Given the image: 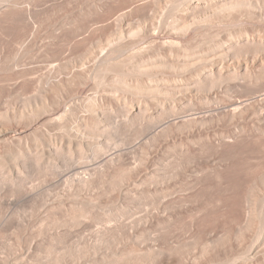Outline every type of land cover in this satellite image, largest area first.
Here are the masks:
<instances>
[{
    "label": "bare ground",
    "instance_id": "6f19581e",
    "mask_svg": "<svg viewBox=\"0 0 264 264\" xmlns=\"http://www.w3.org/2000/svg\"><path fill=\"white\" fill-rule=\"evenodd\" d=\"M53 1L56 0H0V26L7 21L14 20L17 25L22 26L23 31L26 29L18 40L15 39L17 44L13 43L17 47L19 46L17 50L14 49L16 53L13 52L12 54L7 50L9 54L7 53L2 57L4 58L3 65L0 67H5H3L4 70L2 68L0 70V79L4 80L10 77V80H15L18 78L15 81H21L23 88H30L31 86L35 90L34 92L38 93L37 95L42 96L41 104L36 109L30 110L28 115L33 119L51 116L48 119L50 123L58 124L59 127L62 126L61 128H63L71 116L81 112L76 118L81 120L79 121L80 125L75 122L79 126L77 128H82L81 124H83L85 130H98L100 125L98 114L101 113L99 108L110 104L108 99L112 94L118 96L117 100H123L125 116L134 122L144 118L143 113L151 110L146 118L148 131L146 148L140 158L139 155H135L136 152L140 153L138 151L140 149L134 152L133 146L135 144L129 145L133 141H128L129 138L121 141V145L128 141L127 147L126 145H122L124 146L122 147L120 143L117 146L112 145V149L98 146L95 147L94 151L96 158L99 159H95L97 161H94L87 168H82V171L77 169V172L75 170L68 177L69 179L72 176V180L66 182L67 185L73 184L75 176H78L77 182L81 181L78 183L84 182L88 185L99 178H127L129 169L133 167H131L132 164L134 166L135 163L140 165L144 161L148 164L147 183L149 188L146 193H143L145 194L143 197L148 198L150 204L148 217L151 223L150 227L153 229L149 232H154H152L153 236L151 237L153 241L151 248L156 249L152 250L147 258L136 257L134 259L133 257L134 260L132 259L131 262L124 260V257L128 256H125L127 254L125 251H121L120 255L111 258L108 264H143L144 262L149 264H196L197 261L199 264L200 254L197 256V261L196 258H193L194 263H187L184 261L187 258H182L186 257V254L181 249L183 248L181 244L175 245L171 240V242L167 240V232L171 231L168 227L172 226L174 221L177 223L176 220L184 219L187 225L186 230H188L184 231L189 232V236L196 243L199 242L198 244L203 242V236L210 235V231H212L205 228L207 223H218V220H222L223 216L230 220L228 222L229 220L227 221L224 217L226 223H229L226 233L231 234L232 232L233 235L236 231L240 232L241 236L248 233L246 232L247 227L255 225V218H257L252 217L249 210L254 203L262 201L260 199L264 198V193H262L264 188V37L262 38V34L260 37L255 33H251L250 37L249 33L243 30V32H228L227 41L217 40L211 45L210 51L207 50L212 54L214 53V58L208 60L207 64L202 63L204 66H201L205 67L202 69L203 71L194 69V72L192 70L193 73L189 71L190 74L185 68L192 62L190 60L196 58L199 51L185 48L181 40L189 32L195 33L199 27H202L203 30V27L212 22H228L232 19L264 21V0H217V3L212 7H210V3L213 4V2H207L211 0H199L202 3L195 0H164L162 2L165 3L159 5L160 19L155 21L153 17H150L152 19L150 25L146 23V17L149 15L146 14L150 12L146 11H150L152 5L151 2L148 4L147 0H95L89 4L87 2V6L81 4L78 7L76 5L79 8L77 15L88 23L85 25L90 26L88 28L91 31L90 36L85 38L81 35L82 38L79 35L77 37V33L80 34L82 31L80 32L78 26L76 27L79 23L74 24L79 31L74 32L77 39L72 35L70 37L75 43L76 52L73 48L72 50L77 53V55L73 54L74 58L77 56L76 59L74 61L73 58L69 59V61L72 60V64L66 61L67 63L65 62L55 69L52 68L53 70L48 71L46 75L43 74L34 78L31 74L35 68H31V71L29 65L31 61L29 56H33L34 52L32 50L33 55H29L28 46L31 44L30 42L34 46L33 40L36 38L42 40L45 38V35L43 38L41 34L45 32L44 29H47L46 26L51 17L48 13L52 10V8L47 9L46 7L49 5L48 2ZM77 2L79 3L78 0ZM261 2H263L262 6H260ZM127 4L129 6L134 5V10L137 13L140 10L141 14L146 12L143 16L139 15L142 21H133L131 17L121 11L122 7L127 6ZM132 8L134 7L132 6ZM65 18L67 19V17ZM63 23L61 24L63 25ZM17 25L16 27L20 28ZM68 25L70 24L68 23ZM74 25L72 26L74 27ZM63 26L62 28L65 29ZM208 27L204 29H210ZM16 30L18 29L16 28ZM51 30L53 29L51 28ZM62 33L59 34L62 35ZM256 33L259 34V32ZM58 37L59 35L53 38L51 34V46L58 42L60 39ZM60 37H63L60 39L61 42L69 38ZM66 43L69 42L66 41ZM74 43L73 45L69 44L74 46ZM8 44V47L10 44L12 45L11 42ZM156 44L158 45L157 51L150 55ZM24 52L28 53V57H25L29 60V62L27 60L28 65L25 61L23 63V60H26L24 56H27V53L25 55ZM99 53L101 55L96 57ZM37 56L39 55L37 54ZM33 57L35 58V55ZM37 60L39 59L37 58ZM133 60L135 63L132 62ZM130 62L135 67L129 65ZM153 68L159 69L163 73L169 71L170 75L163 74L152 79L149 72ZM67 69L70 70L62 75L63 70L66 71ZM132 72H137V76L138 74L145 76L146 78L143 79L150 86L147 85L146 87L142 78L136 77L134 79ZM89 80L94 82L96 91L101 90L105 94L86 96V86ZM4 82L8 83V81ZM154 82H158V86H155ZM140 83H143V86ZM2 93L3 91H0L1 104ZM147 100L155 103L146 104ZM134 104V108L130 107ZM16 127V124L0 127V141H5L7 135L17 132ZM24 129L22 128V130ZM143 130L145 129L143 128ZM77 131L75 129L76 136L74 138L77 137L78 140L75 139L74 142L80 149L79 159L89 162L91 159L89 160L82 148L83 139H87V137L83 133L84 130L81 135ZM138 132L142 133L141 129ZM17 137L19 138L20 135ZM139 146L137 148L142 145ZM39 147L42 153H38L36 159H41V161L42 157H45L43 155L52 156L56 149L55 147L46 149L47 146ZM142 147L144 148V144ZM58 151L60 150L57 149L56 152ZM68 152H70L69 149ZM245 155H249L250 159L255 157L251 160L247 158V160L244 158ZM134 161L136 162L133 163ZM179 193V197L176 196ZM174 196L178 199L173 200ZM77 207L79 209L76 211L77 213L75 212V217L78 219L91 214L90 208ZM105 221L107 220L105 219ZM108 230L110 229L102 231L100 237L104 238L109 235ZM261 230L264 232V227ZM238 235L237 237L240 238ZM227 236L229 235L227 234ZM218 238H216L217 241L211 239V242L205 239L204 244H201L202 256L213 253L214 248H220L227 242L220 243V239L226 238L224 236ZM188 240L191 242L190 239ZM226 240L231 241V238ZM229 244L231 242L227 245ZM232 246L231 248H233ZM260 247L258 246L256 249L258 250ZM262 248L260 251L264 253ZM262 253L259 254L258 252L256 257L261 256ZM256 257L254 256V258ZM257 259H260L259 256ZM236 260L238 259L235 258ZM230 262L232 261L230 260Z\"/></svg>",
    "mask_w": 264,
    "mask_h": 264
},
{
    "label": "rangeland",
    "instance_id": "374dc122",
    "mask_svg": "<svg viewBox=\"0 0 264 264\" xmlns=\"http://www.w3.org/2000/svg\"><path fill=\"white\" fill-rule=\"evenodd\" d=\"M78 1L80 4L77 2V0H56L53 2H48L49 5H47L46 8H52V10H50L51 12L49 11L48 13V15H50L51 17L49 19L50 21L48 22L49 25L47 24L46 26L47 29H44L45 34H41V37L45 35V38L43 37V40L41 38H36L35 40H33V44L35 43L34 46L32 45V42H30L31 44L28 46L29 50L27 49V52H29V55H35V58L33 57L34 55L29 56V60H31L32 62H29V60L25 58L28 57L27 52V56H24L26 60L22 59L23 63L24 61L27 63L28 60L30 69L35 68V71H33L31 74L32 77L35 78L39 75H46V73H48V71H51L52 68L55 69L59 65L65 64L66 61L72 64V60L74 61L77 56L75 58L73 57L76 49L74 48L75 43L73 41V38L71 37L75 36V33L79 31L82 32L80 34L77 33V37L79 35V37H82L81 35H83V37L85 36V38L90 36L91 31L90 29H88L90 26L88 27L87 25H85L88 23H86L81 16L77 15L79 9L77 8V6H80L81 4L86 5L87 2L89 4L91 3V1L95 0ZM147 1L148 4H150L151 2L152 5L150 11H146L150 12L146 14H149L146 17V23L150 25L152 23V19L150 17H153L155 21H158V19H160L161 10H159V5L164 4L165 2H162L164 0ZM195 1L201 2L199 0ZM207 2H213V4L210 3V7H212L217 3V0H211ZM207 2L206 4H208ZM262 5L263 2H261L260 6ZM132 6L134 8H132ZM134 9V5L129 6L127 4V6L125 5L122 7L121 11L126 13L128 17H131L133 21H142L141 17H139V15L142 13L141 10L139 11V13H137V11ZM146 12H143V14L141 15L143 16ZM74 14L77 17H74ZM15 17H17V15H15ZM65 17H67V19ZM62 20H65V25ZM252 20L253 19H232L228 22H212L213 25H210L212 24L210 23L205 26H209L208 28L210 29L206 30L204 29L205 27H203L202 30V27H199L196 30L198 32L195 31L196 35L195 33L189 32L184 37L185 39L183 38L181 41L183 45H185V48H190V50L194 49L196 51L198 50L199 52L197 53L196 58L190 60L192 62L188 64L185 70H188V72H192V70L193 72L195 70H200L202 72V69L205 68L202 66H204V64H207L208 60L214 58V53L212 54L208 52L210 51L211 45L217 42V40L227 41L226 39L230 32L233 33L243 30L249 33L250 37L252 35L251 33H255V35L257 34L260 37L262 34L263 38L264 21L258 19H255L253 21ZM13 21L14 20H11L9 22L7 21L8 24L5 23L4 25L0 26V65H3L2 62L4 58L2 57H4L5 54H7L9 51V53L13 54V52L19 48V46L17 47L16 45V40H18L22 33H25L26 30L24 28L25 30L23 31L22 26L20 24L17 25L16 21ZM75 21L76 23H73ZM58 23H63L64 26L62 24L58 26ZM68 23L70 25H68ZM77 23H79V25ZM74 24H77L76 27L78 26L77 28H79V31ZM219 24L221 25L219 26ZM12 25L14 26V29H12ZM16 25L20 26V28L16 27ZM72 25H74V27ZM8 26H10V29L8 28ZM62 26L65 27V29L62 28ZM80 26L83 28H81ZM15 27L19 31L16 30ZM51 28L55 31L51 30ZM51 31L56 33H52ZM62 31L64 32L62 33ZM50 32L53 38L54 36L58 35V38L60 39L63 38L60 36H64V39L65 36L66 38L69 37L72 41L69 38L65 39V42L63 41V39L62 41L64 43L68 41L72 45L74 43V46H70L69 43L64 44L60 39V41L58 40V42L61 43L58 44L57 42L53 46H51L50 44L52 38H50ZM58 32L60 34L62 33V35H60ZM256 32H259V34ZM124 33L127 34V32ZM76 36L74 37L75 39H77ZM9 41L12 43V45ZM7 44L9 45V47L7 46ZM47 45L49 46V48L52 47L50 49L51 53ZM6 46L8 47V49ZM157 46L158 45L156 44V47H154V50L150 52V55L154 54L157 51ZM10 47L13 49H11ZM72 48L75 50V52L72 50ZM32 50L34 52L33 54L31 52ZM26 53L24 52L25 55ZM37 54L39 56H37ZM75 54L77 55V53ZM51 55L54 56L52 57ZM100 55L101 54L99 53L96 55V57H99ZM36 57L39 60H37ZM94 58L95 57L93 56V59ZM69 59L72 60L69 61ZM200 60L201 62H199ZM132 62L135 63L134 60ZM132 62H130L131 64L129 65L135 67ZM31 63H34L35 65ZM37 64L39 65V67ZM3 67L5 66H1L0 70L1 68L3 69ZM68 70L70 69H67L66 71L63 70L62 75ZM132 73V77L134 75V79L136 77H138V79L146 78L145 76L140 74H138L137 76V72ZM163 74L170 75V72L164 71L163 73L159 69L156 70V68H153L152 71L149 72L150 77L152 75V79L162 76ZM183 74L185 75L184 72ZM7 79L8 78L4 80L2 78L0 79V91H3V98L1 99L2 104L0 103V127L9 124H16L17 132L15 133H17V136L20 135V137L18 138L15 133H11V135L9 134L6 136V138L4 139L5 141H0V264H108L111 258L120 255L121 251H125V254L127 253L125 256L128 257H124V260H126V262H131L133 257L134 259L136 257L147 258L148 255L151 254L152 250L156 248H151L153 243L151 237L153 236L154 232H149L153 229L152 227H150L151 223L149 222L148 217L150 204L147 200L148 198L143 197L145 196V194L143 193H146L149 188V184L147 183L149 166H147L148 164H146V161H144V163L140 165L138 163L136 164V161H134L133 163H135V166L133 164L131 165V167L133 166L134 168L132 167L131 169H129L127 178L124 177L120 179L116 177L119 180H117L115 177H113L114 179H112L111 177V180L107 178H99L95 182H92L91 185H88V183L85 184L84 182L78 183L81 181L77 182V180L79 179L78 176H75L76 179L75 177L73 178V184L67 185L66 182L72 180V176L69 179L68 177L73 172H75V170L79 169V171H82V168H87L88 166L92 165L94 161H97L99 159L96 158V153L94 151L95 147L98 146L112 149V145L117 146L119 143L121 145V141L123 139L125 141V139L129 138L128 141L133 140L129 145L135 144L133 146L134 152H136L137 149H140L138 150L140 151V153H135V155H139L140 158V155L144 153L146 148L145 144L148 135L146 118L151 110L143 113L144 118H140L138 122H134L131 119H128L129 117L125 116V113L123 112V100H117L118 96L112 94L108 99L110 104L106 105L103 108H99L101 113L98 114V118L100 119L98 130H85L86 128L83 129V124H81L82 128H77L79 127L77 126V124L80 125L79 121L81 120L80 118L78 120L76 118L77 116L79 117L81 112L78 113L79 115L77 114L71 116V119H69L68 123L67 121L65 122V125L68 126L64 125V127L61 128L62 126L59 127L58 124L50 123L48 119L51 116L49 118H31L28 114H30V110L36 109L41 104L42 96L37 95L38 93L34 92L35 90L32 89L33 87L31 88V86L30 88L26 87L27 89L25 87L23 88L22 83H20L21 81H15L18 78H14L15 80H10L9 77V79ZM4 81H8V83ZM144 83V85L147 87L148 84L146 80L144 81ZM156 83L154 82V85L158 86V82ZM46 85L48 86V84ZM140 85L143 86V83H140ZM86 90V96L88 97L94 94H105L101 90L96 91L95 84L94 82H92V80H89L87 82ZM39 97L41 100L39 99ZM150 103L155 102L149 100L146 101V104ZM130 107L134 108L135 104ZM135 112L137 111L135 110ZM44 119H47L48 121ZM75 122H77V124H75ZM22 128L25 129L22 130ZM143 128L145 130H143ZM75 129L76 131L77 129H79V132L77 131V133H80V135L84 130L83 133L87 137V139H83L84 144L82 148L86 155H88L89 160L91 159L89 162H84L83 160L80 161L81 159H79L80 149L78 145H76L77 143L74 142L75 139L76 141L78 140L77 137L74 138V136H76V132H74ZM80 129L83 130L80 131ZM140 129L142 133L138 132ZM136 130L138 133L136 132ZM12 136H16L17 138H13ZM128 141L122 145H128ZM109 143L111 146L109 145ZM105 144L106 146H104ZM143 144L144 148L142 147ZM137 145H142V149L140 146V148H137ZM39 146H47L46 149L55 147L56 149L53 151L52 156H47V154L43 155L45 157H42L41 161V159H36L38 153H42ZM57 149H59L60 151L56 152ZM68 149L70 150V152H68ZM141 150L143 151L141 152ZM245 156V159H250L249 155ZM254 157L255 156L251 157V159H253ZM263 190L262 193H264ZM178 195H180V193L176 196ZM176 196H174L175 199L173 197V200L178 199L176 198ZM263 199L260 200L264 201ZM262 201L254 203L253 207H251V210H249L252 217L257 218H255V225H249V227H247L246 232L248 233L245 232L246 234H243L244 237L241 236L242 234H239L240 232L238 233L236 231H234L233 235L232 232L231 234L226 233L228 232L227 225L229 224L226 223V220L228 221L229 218L223 216L222 220H224L225 222H222V220L220 219L218 220V223H207V226H205V228H208L209 231H213L214 229V231H210L211 233L208 236H203V242H201L200 244H198L199 242L196 243V241L192 239L191 236H189V232H185L188 230H186L187 225L186 222H184V219H181L179 221L176 220L178 225L177 223H175V221V224L171 222L176 227L173 225H170L168 227L169 229H171V231H169L168 229L169 233L167 232V240H169V242L172 241L175 245L181 244V246L183 247L181 249L184 250L183 252H185L186 254V257L184 256L182 258H187L186 260H184L187 263H194L195 261L193 262L192 260H194L195 258L197 261V256L200 254L198 258V260L201 259L199 261V264H234V262L235 264H241L245 262L251 264L252 261L254 262H252V264H264V253L260 251V249L264 246V232L261 230L264 227V202ZM77 206L90 208L91 214L87 215V217H80L78 219L77 217H75V212L79 209V207ZM250 214L249 216H251ZM224 217L226 218V220L224 219ZM105 219L107 221H105ZM228 222H230V220ZM257 222H259L260 224L258 223L259 225H256ZM181 223H183V225H181ZM211 224H213L214 226ZM107 229H110L108 230L110 234L106 235L104 238H101L100 233ZM111 231L113 232L111 233ZM256 232H258L259 234ZM227 234L229 236H227ZM230 235L232 236L230 237ZM237 235L241 239L238 238ZM223 236L224 238H226L220 239L221 237L223 238ZM216 238L220 239V243H224L227 241L226 243H224V245L226 246L224 247L223 245L220 248H214L213 253L215 255L213 253H210L209 255H207L208 257L206 255H204L205 257L202 256L200 251L205 239L206 241L211 242V239L217 241ZM227 238H231V241L226 240ZM188 239H192L191 242H189ZM230 242L231 244L227 245ZM227 246L229 248H226ZM231 246L233 248H231ZM258 246H261L260 248H258L259 251L256 249V247ZM263 248L262 250H264ZM258 252L259 254L262 253L261 256L263 255L262 257L258 255L260 259H257L258 256L256 257V254H258ZM254 253L256 254L254 255ZM185 254L183 253V255ZM227 255H229V257H226ZM210 256L212 257L210 258ZM254 256L256 258H254ZM234 257L238 260L235 261ZM231 258L234 259L232 260ZM228 259H230L232 262H230V260ZM143 264L149 263L144 262ZM196 264H198V261Z\"/></svg>",
    "mask_w": 264,
    "mask_h": 264
}]
</instances>
